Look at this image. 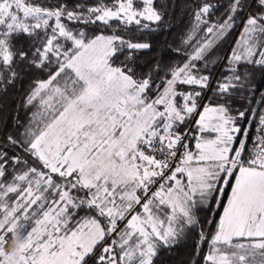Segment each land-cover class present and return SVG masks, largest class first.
I'll return each mask as SVG.
<instances>
[{"label": "snow or ice", "instance_id": "obj_1", "mask_svg": "<svg viewBox=\"0 0 264 264\" xmlns=\"http://www.w3.org/2000/svg\"><path fill=\"white\" fill-rule=\"evenodd\" d=\"M154 3L61 0L45 7L0 0V88L15 80L19 63L47 72L26 97V106L38 101L42 111L18 137L0 142V264H155L160 249L198 226L197 207L220 206L229 188L211 239L200 229L197 255L207 242L204 264H257V256L264 264V109L249 148L240 122L252 120L230 107L235 90L255 88L238 65L264 71V0H230L218 23L206 19L216 6L199 4L193 33L206 25L213 38L198 43L160 84L115 63L125 51L131 60L151 47L117 29L158 24L163 16ZM240 13L247 15L228 59L230 75L215 89L223 103L201 106L210 76L196 62L207 63ZM70 24L113 30L89 36ZM178 85L201 91L181 92ZM7 148L19 152L10 156Z\"/></svg>", "mask_w": 264, "mask_h": 264}, {"label": "trees", "instance_id": "obj_2", "mask_svg": "<svg viewBox=\"0 0 264 264\" xmlns=\"http://www.w3.org/2000/svg\"><path fill=\"white\" fill-rule=\"evenodd\" d=\"M33 2L45 7H54L61 0H33ZM70 2L93 5L101 2V0H70ZM102 2L111 4L112 0H102ZM204 2L216 6L206 19L210 23L223 22L230 0H155L154 7L162 13V21L158 24H152L150 29H137L135 25L129 26L127 30L122 26L117 29V34L125 39L147 42L151 47L133 52L131 60L126 59L128 52L125 51L118 55L115 63L117 65L122 62L128 64L129 67L133 68L137 78H143L151 74L153 81L160 84L161 77H165L172 69L187 62L198 43L213 38L206 35V25H201L199 31L193 33L195 23L193 13L199 4ZM245 14H238L233 28L224 37L215 41L206 56L207 63L205 61L196 62L200 73L210 76V86L202 90V95L199 98L202 106L223 103V98L215 92L216 84L217 81H221L230 75L228 59L235 48L241 31H238L239 19L243 18ZM111 23L113 28H116L118 22L112 21ZM70 27L76 30L84 28L89 36L100 32L110 34L113 30V28L99 24L87 27L83 24H70ZM189 36H192V39L185 43ZM19 43H24L27 47L25 41H18ZM238 68L241 74L245 70L251 73L250 83L255 85V88L249 89L246 87L235 90L231 96L230 107L233 115L237 111H245L246 117L252 120L251 124L247 120L240 122L242 127L249 130L247 142L248 147L251 148L253 141L259 134L257 131L259 111L264 109V103L261 102V92H264V71L258 66L253 67L243 63L238 65ZM15 70L18 73L15 80L0 88V142L6 141L8 135L18 137L33 113L42 111L38 101L34 102L33 105L26 106V97L35 87L36 81L47 78V72L31 67L26 63L17 64ZM253 110H256L255 116H253ZM196 118L192 117L189 121V126L191 125L193 132H195L194 120ZM205 135L211 136L212 134L206 133ZM190 143L194 146L195 140H190ZM6 150L10 156L19 152V149L7 148ZM229 193L230 188L218 197L222 202L220 206H217L214 202L211 205L198 206L195 210L196 219L199 221L198 226L186 230L184 236L172 247L160 249L158 257L155 258V264H204L203 257L209 251V245L207 242L201 244L197 255L200 229L202 228L208 238L211 239L216 231L217 222L223 212V204H226ZM123 226V224L120 225V227ZM258 262L259 256H257V264Z\"/></svg>", "mask_w": 264, "mask_h": 264}, {"label": "rangeland", "instance_id": "obj_3", "mask_svg": "<svg viewBox=\"0 0 264 264\" xmlns=\"http://www.w3.org/2000/svg\"><path fill=\"white\" fill-rule=\"evenodd\" d=\"M247 13L245 14V16L241 19H239V28H238V31H240V34H239V37L237 39V42L238 40L240 39V35H241V32H242V29H243V23H244V18L246 17ZM242 27V28H241ZM237 31V32H238ZM237 42H236V45H235V48L237 47ZM178 90L181 91V92H186V91H192L193 89H195L196 91H201V89L199 88V86H192V85H178ZM177 100L179 102L180 98L177 97ZM200 103V102H199ZM200 105L202 106V104L200 103ZM206 105V104H205Z\"/></svg>", "mask_w": 264, "mask_h": 264}, {"label": "clouds", "instance_id": "obj_4", "mask_svg": "<svg viewBox=\"0 0 264 264\" xmlns=\"http://www.w3.org/2000/svg\"><path fill=\"white\" fill-rule=\"evenodd\" d=\"M19 242V238L13 242V248L16 246V244Z\"/></svg>", "mask_w": 264, "mask_h": 264}, {"label": "built area", "instance_id": "obj_5", "mask_svg": "<svg viewBox=\"0 0 264 264\" xmlns=\"http://www.w3.org/2000/svg\"><path fill=\"white\" fill-rule=\"evenodd\" d=\"M189 127H191V125Z\"/></svg>", "mask_w": 264, "mask_h": 264}, {"label": "crops", "instance_id": "obj_6", "mask_svg": "<svg viewBox=\"0 0 264 264\" xmlns=\"http://www.w3.org/2000/svg\"><path fill=\"white\" fill-rule=\"evenodd\" d=\"M230 194V193H229Z\"/></svg>", "mask_w": 264, "mask_h": 264}]
</instances>
